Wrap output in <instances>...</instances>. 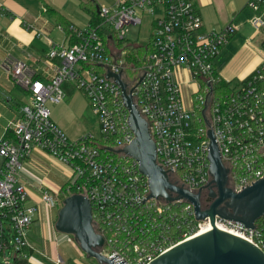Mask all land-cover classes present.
<instances>
[{
	"label": "built area",
	"instance_id": "2783aa9c",
	"mask_svg": "<svg viewBox=\"0 0 264 264\" xmlns=\"http://www.w3.org/2000/svg\"><path fill=\"white\" fill-rule=\"evenodd\" d=\"M246 9L251 12L250 25L264 35V0H249ZM146 15L151 29L149 53L134 81L125 75L126 51L119 45L126 41L128 27L142 25ZM98 17V23H88L84 29L70 27L76 39L73 44L50 48L47 58L57 64L47 80L34 78L24 62L13 63L12 82L27 91L28 102L20 108L17 120L0 127V157L4 159L0 264L27 259V234L39 203L27 204L28 194L17 173L33 149L70 170L63 188L54 193L42 187L39 201L52 209L61 207L72 194L88 199L94 230L103 239L98 252L108 259L116 256L113 264H149L203 228H211L208 219H195L193 206L184 200L168 203L147 198V178L135 160L119 151L134 135L122 91L112 78H106L107 69L121 74L127 90L134 87L131 95L155 143L156 163L167 170L170 181L192 193L210 183L207 130L213 132L228 169V187L234 192L264 177V67L244 81L224 83L215 65L237 30L235 24L205 30L192 0H118L113 6H100ZM64 83H72L87 98L98 121V137L70 140L52 122L48 104L64 100ZM108 141L112 145L105 144ZM214 225L264 252V216L254 228L218 216ZM67 241L75 244L72 236ZM56 264L63 262L58 258Z\"/></svg>",
	"mask_w": 264,
	"mask_h": 264
},
{
	"label": "crops",
	"instance_id": "0c3cea01",
	"mask_svg": "<svg viewBox=\"0 0 264 264\" xmlns=\"http://www.w3.org/2000/svg\"><path fill=\"white\" fill-rule=\"evenodd\" d=\"M97 1L0 0V127L4 128L10 121L17 120L20 117V108L27 103L24 98L28 101L27 91L12 82L10 71L14 61L24 62L27 65L29 74L36 79L45 81L53 73V64H57V60L50 61L47 58L50 48L54 44L70 45V37L65 36L58 28V22L52 12L43 11V5L58 12L72 26L80 28L78 25L81 24L85 17L89 23V15L81 10L80 5L93 3L96 7H99L97 6ZM117 1L104 0L108 6L115 5ZM192 1L202 18L205 30H220L231 23L237 26L236 32L229 38L215 60L217 73L224 83L244 81L257 68L264 65V49H262L264 35L255 31L248 21L251 12L246 9V4L249 0ZM28 24H32L34 28H27ZM61 88L65 94L64 100L58 104H48L50 117L52 122L66 132L65 134L68 137L77 140L80 137V133L73 126L75 125V119H73L74 117H68V113H65V110H68L67 112L73 111L74 114L82 117V113L85 110H91V108L84 94L78 91L72 83H64ZM185 88L186 86L184 85V91ZM79 96L84 97L87 101L83 103L84 107L78 108V105H76V102H78L76 99ZM71 105L76 108V111L74 107L70 108ZM55 167L60 171H68L67 167L47 154L39 149H33L30 155L25 160H22L21 167L17 173L18 182L28 189V192L33 193V190L22 181V172H24L27 179L28 177L37 179L40 173H54ZM29 180L32 181L31 179ZM42 181V183H52L46 180L45 177H43ZM39 185L35 186V192L39 193L42 188ZM30 195L33 196L34 194ZM33 200L34 202L37 201V203L40 202L35 200V198ZM38 217L39 211L34 222ZM56 218L52 219L53 223L51 222L52 224L50 225L53 229ZM33 223L28 230V234L32 232ZM65 239L67 241V236ZM26 253V260L29 264H41L35 259H29V248ZM58 257L60 258V256ZM53 262L56 264L55 260Z\"/></svg>",
	"mask_w": 264,
	"mask_h": 264
},
{
	"label": "water",
	"instance_id": "95a60500",
	"mask_svg": "<svg viewBox=\"0 0 264 264\" xmlns=\"http://www.w3.org/2000/svg\"><path fill=\"white\" fill-rule=\"evenodd\" d=\"M105 76L112 78L122 91L123 104L128 111L127 122L134 138L119 151L135 160L139 172L147 178L150 191L147 198L168 203L184 200L193 206L196 220L208 219L211 226L209 231L179 243L149 264H264V252L250 242L221 231L214 225L215 217L218 216L242 223L246 228H254V223L264 216V177L239 193L234 192L228 187V169L222 163L213 132L207 130L210 183L199 188L197 193H192L170 181L167 170L156 163L155 143L150 136L147 122L140 115L131 95L134 87L127 90V83L121 79V74H112L108 69ZM204 188H208L209 198L213 199L208 207L203 206L200 199V191ZM91 207L88 199L82 195L72 194L65 197L58 210L54 229L60 234L72 236L79 250L88 259H94L97 264H113L112 259L116 256L108 259L98 252L103 245V239L94 230ZM121 263L123 262L119 264Z\"/></svg>",
	"mask_w": 264,
	"mask_h": 264
},
{
	"label": "rangeland",
	"instance_id": "374dc122",
	"mask_svg": "<svg viewBox=\"0 0 264 264\" xmlns=\"http://www.w3.org/2000/svg\"><path fill=\"white\" fill-rule=\"evenodd\" d=\"M97 6H108L107 3L104 2V0H98ZM109 7V6H108ZM149 16H145L142 25H135L128 27V34H126V41H129L131 43H137L141 46H146L147 41L150 36V26H149ZM88 21L86 20V17L81 21V24L78 25V27L84 29L85 26H87ZM124 55L123 60L126 62V69H132L134 72L129 73L125 72V75L127 78H138L141 74V71L143 70L144 66V60L137 65V64H131V62H127V56ZM132 65V66H131ZM131 67V68H128ZM131 70V72H132ZM187 88H185V92L183 93V96L185 98V102H188L187 97ZM78 102H76V105H78V108L83 106V103H86L84 97L79 96V98L76 99ZM25 102H28L27 99L24 98ZM22 106V105H21ZM74 106H70L72 108ZM84 107V106H83ZM75 108V107H74ZM68 110H65V113H68V117L75 119V129L78 130L80 133V136L85 135H93L94 137H98L99 129H98V121L96 117L93 115L91 110H85L81 115L74 114L73 111L67 112ZM76 111V108H75ZM62 130V129H61ZM63 131V130H62ZM64 132V131H63ZM66 133V132H65ZM66 135V134H65ZM68 137V135H66ZM70 140H74L70 137H68ZM80 138V137H79ZM77 139V138H76ZM3 158L0 157V168L3 163ZM56 168V167H55ZM54 168V169H55ZM68 169V168H67ZM43 177H45L46 180L51 181V184L42 183ZM70 178V170L68 171H60L58 168L55 169L54 173H40L38 175L37 179H33L31 177L25 176L24 172H22V181L25 182L30 189L33 190V193H30L26 190L28 197H29V203L32 204L36 203L34 202L33 198L35 200H39L40 194L38 192H35V186L39 185L44 188H48L49 191L58 193L60 189L67 183V181ZM31 179L32 181H30ZM39 181V182H38ZM55 189V190H54ZM35 190V191H34ZM30 194H34L31 196ZM31 196V198H30ZM59 208H52L45 206L43 203L39 202V217L37 220L33 223V229L30 234H28L29 237V259H35L37 262H40L41 264H55L53 261L57 260L60 256V259L62 260L63 264H97L94 259H87V257L79 250L78 246L76 244L72 245L71 243L66 241V235L60 234L56 232L52 226H50L54 219V217H57ZM51 218V219H50ZM52 222V223H51ZM16 264H29L27 260L20 261ZM32 264V263H31Z\"/></svg>",
	"mask_w": 264,
	"mask_h": 264
},
{
	"label": "trees",
	"instance_id": "16d2710c",
	"mask_svg": "<svg viewBox=\"0 0 264 264\" xmlns=\"http://www.w3.org/2000/svg\"><path fill=\"white\" fill-rule=\"evenodd\" d=\"M81 10L85 11L88 15H89V23L91 25H95L96 23H98L100 21V17H98V8L96 7L93 3H87V4H82L80 5ZM43 9L45 12H52L54 17L56 18L57 22H58V26H60L63 30V33L65 34V36L70 37V44H73L76 39L74 37L71 36L70 33V27L72 26L71 24H69L68 22H66L63 18V16H61L58 12L54 11L53 9H50L48 6L43 5ZM105 40L107 39V37L104 38ZM120 49L125 50L126 53L128 52V56H127V62H131V64H139L141 62V60H145V57L147 56V54L149 53V46H141L138 44H134L131 43L129 41H123L120 45H119ZM262 49H264V42H262ZM126 55V54H125ZM132 66V65H131ZM260 67H264V65H261ZM131 68V67H128ZM132 69H125V72H129L133 74V70L131 72ZM35 78V77H34ZM139 78V77H138ZM137 77L134 79V81H136L138 79ZM105 144L107 145H112L111 141L106 142ZM23 261V260H20ZM20 261H18L17 263H19Z\"/></svg>",
	"mask_w": 264,
	"mask_h": 264
},
{
	"label": "flooded vegetation",
	"instance_id": "af4514ba",
	"mask_svg": "<svg viewBox=\"0 0 264 264\" xmlns=\"http://www.w3.org/2000/svg\"><path fill=\"white\" fill-rule=\"evenodd\" d=\"M212 190L215 191L214 188ZM200 199H201V202H202L203 206L208 207L212 203L213 199L209 198V190H208V188H206V189L204 188V189H202L200 191Z\"/></svg>",
	"mask_w": 264,
	"mask_h": 264
},
{
	"label": "bare ground",
	"instance_id": "6f19581e",
	"mask_svg": "<svg viewBox=\"0 0 264 264\" xmlns=\"http://www.w3.org/2000/svg\"><path fill=\"white\" fill-rule=\"evenodd\" d=\"M210 229H211V228H209V227H208V228H203L202 231H201L199 234H202V233H204V232H206V231H209ZM199 234H198V235H199Z\"/></svg>",
	"mask_w": 264,
	"mask_h": 264
}]
</instances>
